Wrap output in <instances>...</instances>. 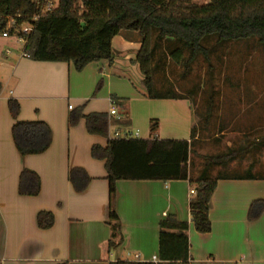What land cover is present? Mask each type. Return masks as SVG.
Here are the masks:
<instances>
[{"label":"crops","instance_id":"0c3cea01","mask_svg":"<svg viewBox=\"0 0 264 264\" xmlns=\"http://www.w3.org/2000/svg\"><path fill=\"white\" fill-rule=\"evenodd\" d=\"M9 38L0 35V264H109L124 257L136 261L135 255L138 261H157L158 224L167 215L188 223V264H264V208L257 219H248L251 203H264V174H258L260 169L255 171L253 164L237 163L238 156L223 166L244 174H215L211 230L205 234L194 229L190 218L194 189L188 180L116 181L114 207L122 242L108 250L106 169L104 160L91 156V147L106 146L114 132L137 131L141 138H150L151 121L157 122L153 133L157 139H185L190 147L196 141L200 145L203 138L197 130L194 101L178 88L174 91L182 98L147 96L135 62L141 46L136 34L115 35L112 61H94L79 71L72 62L31 60L22 56L23 50L5 54ZM9 98L19 104L17 119L48 125L51 142L43 153L22 156L17 151ZM110 99L120 119L109 115ZM80 107L83 115L107 113V138L88 133L83 118L69 125L70 112ZM219 133L223 135V129ZM251 143L239 147L245 149L242 155L252 147L257 150ZM199 149L196 160L207 155ZM196 160L192 162L189 153L188 173L193 178L201 171ZM73 168H82L89 177L82 190L69 179ZM23 169L37 174V195L19 194ZM252 175L255 178H249ZM40 211L53 215L50 228L37 226Z\"/></svg>","mask_w":264,"mask_h":264},{"label":"trees","instance_id":"16d2710c","mask_svg":"<svg viewBox=\"0 0 264 264\" xmlns=\"http://www.w3.org/2000/svg\"><path fill=\"white\" fill-rule=\"evenodd\" d=\"M37 12L33 0H0V32L7 16L14 17L17 24L33 22L31 31L19 34L26 57L34 61L72 62L78 71L94 61H112L111 41L115 35L121 33L128 37L136 34L141 46L136 52L135 62L143 75L142 83L149 98H182L175 91L161 95L152 90L153 54L158 41H181L177 43L179 46L171 49L169 58L174 63H182L186 70L199 55L207 58L202 44L205 38L215 37L217 42L255 38L264 46V0H208L203 4L192 0H58L55 9L32 21ZM182 45L188 47L187 57L183 55ZM7 104L14 119L12 138L19 154L24 156L46 151L51 142L48 125L43 121L17 119L18 102L9 98ZM81 111L80 107L70 112L69 125L73 126L83 118L88 133L107 138V113L83 115ZM156 126L157 122L151 121V134ZM255 145L263 147L264 137L251 143V146ZM244 150L229 149L221 154L204 156L201 171L193 178L188 173L190 142L185 139L107 138L106 146L93 145L91 156L104 160L108 182L110 238L107 249H115L122 242L114 207L116 181L188 180L194 189L189 202L190 218L194 229L205 234L211 230L210 201L218 179L211 177L210 172L213 167L226 164ZM69 179L77 190H82L89 177L82 168H73L69 171ZM39 191L37 174L23 169L19 176V194L34 196ZM263 208V201H253L248 219H257ZM36 222L41 229L50 228L53 215L40 211ZM158 228L156 263L117 260L109 264H188V223L179 221L175 215H167L159 221Z\"/></svg>","mask_w":264,"mask_h":264},{"label":"rangeland","instance_id":"374dc122","mask_svg":"<svg viewBox=\"0 0 264 264\" xmlns=\"http://www.w3.org/2000/svg\"><path fill=\"white\" fill-rule=\"evenodd\" d=\"M192 1L197 4L208 2ZM155 35L156 31L153 32V44ZM9 37L8 49L22 52L23 46L20 43L16 45L18 36L12 34ZM175 41L156 42L152 90L162 95L178 88L193 99L197 130L203 141L200 145L197 141L191 145L189 153L192 162L198 156V146L202 154L209 156L221 154L228 147L238 149L248 146L257 137H264V46L255 38L222 42H217L215 37L205 38L202 44L207 58L199 55L186 70L182 63H174L169 58L171 49L181 42ZM182 47L183 55L187 57L188 47ZM141 86L145 89L143 83ZM203 127L206 129H201ZM221 129L223 135L219 133ZM138 137L141 138L140 133ZM257 147V150L252 147L249 152L239 154L236 162L253 164L255 171L260 169L258 174H264V146ZM201 158L196 160V168L200 170L204 156ZM223 165L213 167L210 176L215 177L216 173L219 176L244 174L242 170L231 171Z\"/></svg>","mask_w":264,"mask_h":264},{"label":"built area","instance_id":"2783aa9c","mask_svg":"<svg viewBox=\"0 0 264 264\" xmlns=\"http://www.w3.org/2000/svg\"><path fill=\"white\" fill-rule=\"evenodd\" d=\"M36 4V8L38 12L31 18L32 21H36L42 14L51 12L57 6L58 0H33ZM33 28V22L29 23H21L17 24L14 17L7 16L6 22L3 30L0 32L2 37H8L12 34H16L20 41L23 42V39L19 37V34H27ZM5 54H9L11 51L9 49L4 50ZM22 56H26L24 52H22ZM110 109L109 115L115 116L116 119H120L121 115L115 107L114 99H110ZM139 134L137 131L133 133H119L114 132L111 138H138ZM194 193V190L191 191ZM135 260L138 261V255H135ZM158 261V260H157ZM155 259L152 262H157Z\"/></svg>","mask_w":264,"mask_h":264}]
</instances>
